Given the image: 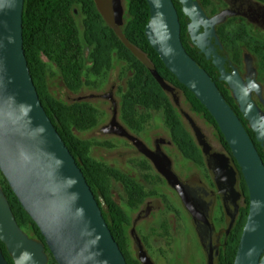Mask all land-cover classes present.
<instances>
[{"label":"water","instance_id":"1","mask_svg":"<svg viewBox=\"0 0 264 264\" xmlns=\"http://www.w3.org/2000/svg\"><path fill=\"white\" fill-rule=\"evenodd\" d=\"M25 0H0V171L24 210L39 227L58 264H127L103 216L102 207L39 98L24 50L23 11ZM189 18L191 40L205 60L213 64L226 83L257 140L264 145L262 87L251 60L246 63L247 80L233 68L227 70L223 47L216 32L228 12L208 18L195 0H179ZM150 20L146 36L168 70L188 88L216 120L220 132L237 161L249 191V212L234 264H264V162L242 121L221 94L217 84L186 51L181 24L173 0H147ZM215 42L212 44V42ZM167 94L176 99V89L165 83L154 67L135 50ZM110 131L129 139L157 164V157L136 136L119 127L115 116ZM199 144L205 138L198 133ZM178 191L187 209L201 222L204 218L191 202L180 180L160 169ZM236 201L235 179L227 182ZM232 211V210H231ZM228 212L229 230L234 213ZM234 211V210H233ZM207 254H217L205 231ZM0 240L14 264H49L42 242L30 238L18 225L0 186ZM141 264H153L135 239ZM0 264H9L0 248ZM210 264H217L216 255Z\"/></svg>","mask_w":264,"mask_h":264},{"label":"trees","instance_id":"2","mask_svg":"<svg viewBox=\"0 0 264 264\" xmlns=\"http://www.w3.org/2000/svg\"><path fill=\"white\" fill-rule=\"evenodd\" d=\"M173 2L178 11L181 39L187 53L215 81L221 94L242 121L264 162V145L257 140L251 124L244 118L229 86L220 80L216 67L205 60L192 42L188 30L190 20L183 13L180 1ZM127 14L129 20L120 35L107 24L96 0H25L23 38L30 74L47 115L76 159L99 201L103 216L127 264H141L131 251L128 226L131 213L138 209L151 193L129 175L92 156L94 142L81 139L78 133L97 127L102 114L91 103L69 104L55 97L48 84L50 68L54 66L57 69L68 91L78 93L84 87L95 86L98 81L105 80L116 64L123 65L128 74L127 87L121 95L119 105L123 124L130 132L140 134L151 119L149 112L161 111L171 141L181 156L202 165L201 148L186 127L171 97L136 54V50L147 59L165 83L182 93L191 111L216 130L219 142L230 154L231 150L211 113L195 94L168 70L148 41L146 27L150 20V7L147 0H128ZM257 45L264 49L263 42ZM260 51L262 49L258 50V54ZM233 55V63L241 68L243 66L241 50L234 46ZM114 182L120 183L124 189L125 198L121 201L116 197ZM0 186L20 228L30 238L45 245L49 264H58L39 227L24 210L1 171ZM241 189L247 206L241 210L232 233L230 243L233 245V254H236L249 212V191L243 176ZM0 248L8 263L14 264L1 240Z\"/></svg>","mask_w":264,"mask_h":264},{"label":"rangeland","instance_id":"3","mask_svg":"<svg viewBox=\"0 0 264 264\" xmlns=\"http://www.w3.org/2000/svg\"><path fill=\"white\" fill-rule=\"evenodd\" d=\"M96 2L107 24L121 35L124 26L129 20L127 14L128 0H96ZM77 18L80 21V17L78 16ZM260 49L262 51L258 54V50ZM246 50L254 56L255 65L261 77L260 84L264 88V49L253 42H249ZM50 69L48 84L51 93L55 97L69 104L76 102L91 103L102 114L97 127L86 132L78 133L81 139L94 142L92 156L129 175L141 183L148 192H159L158 186L161 185L162 189L172 195L173 205L177 208H182L183 205L180 197L176 192L171 190L170 186L164 185L163 179L157 172L153 162L141 153L131 141L110 131V125L115 116H117L119 127L129 131L120 119L119 107L121 95L127 87L128 74L124 66L116 64L105 80L98 81L95 86L84 87L78 93L68 91L57 69L54 66ZM177 92L176 99L172 94H169V96L197 143L199 144V133L203 135L206 142L214 146L219 145L216 130L202 117L193 113L182 93ZM149 114L151 115V119L146 125L145 130L140 134L131 133L140 139L151 151L155 150L156 143L161 140L166 141L167 143L165 145H161L163 151L173 160V168L176 174L184 177L188 166H191L192 172H198L197 168L184 159L176 147L173 146L163 113L161 111H152ZM201 171L203 172V170ZM113 186L118 200L121 201L124 199L125 192L122 185L114 182ZM147 206L140 208L136 213H132L131 218L138 222V228L142 230L144 228L148 229L147 232H144L145 234L150 235V237L153 236L152 252L154 254H166L168 258H171L173 254L180 251L179 253L190 257V261L187 264H204L205 252L201 248L200 241L192 229L193 226L188 214L182 213V217L189 220L184 223L185 221L182 220V217L176 216L174 212L165 210V212L159 214L158 210L160 208H158V204L155 202H151ZM179 240L180 244H175ZM133 244L134 242L131 238V251L135 254ZM160 259H162L160 261L161 264L167 263L163 258ZM183 263L182 261H177L174 264Z\"/></svg>","mask_w":264,"mask_h":264},{"label":"flooded vegetation","instance_id":"4","mask_svg":"<svg viewBox=\"0 0 264 264\" xmlns=\"http://www.w3.org/2000/svg\"><path fill=\"white\" fill-rule=\"evenodd\" d=\"M195 1L201 5L208 18H212L222 12H228L226 20L216 27L217 35L223 47L224 57L227 61V70L229 71L235 68L241 77H243L244 80H247L246 63L248 60H251L257 71V82L260 84L261 77L259 70L256 68L254 56L246 50V46H248L249 42H253L256 45L259 42L264 43V2L262 0ZM214 43L215 42L213 41L212 44ZM234 46L241 50L243 63L241 68H238L233 63ZM261 87L263 93V85H261ZM253 98L257 102L259 108L264 111V105L260 102L255 92L253 93ZM127 132L132 134L130 131ZM166 143V141L161 140L156 143L154 151L150 150L157 157V164L149 157L148 158L153 162L157 172L163 179L164 185L170 186L171 190L178 194L183 206L182 208L174 206L172 203V195L162 189L160 185L158 186L160 191L156 193L150 192L151 195L132 213H136L140 208L149 205L151 202L158 204V208H160V210H158L159 214H162L165 210H167L169 212H174V214L178 217H182V213H186L190 217L189 219L193 226L192 229L196 233L200 241L201 248L205 252L204 264H210V257L213 255H216L217 264H234L237 254H233V245L230 243V240H232V233L235 229L241 210L247 206L241 189V178L243 175L237 161L233 157L232 153L230 154L220 142V144L216 146L208 142H205V146H201L197 143L203 154V164L201 165L187 160L192 166L197 168L198 172H192L191 166H188L186 168L185 176L182 177L176 174L173 168V160L163 151L161 144L165 145ZM173 146L175 147L174 144ZM161 168L171 171L177 176L193 205L198 209L204 218L209 217L210 222H201L193 217L191 212L185 206L178 191L169 183L160 171ZM201 170H203V172ZM231 178L235 179L236 201L233 200V196L231 195L226 183ZM230 211L232 214L234 213V221L229 230L227 214ZM153 216L155 217L154 213ZM182 220L186 223L188 219H184L182 217ZM147 230L148 229L145 228L143 230L138 228V222L132 220L131 218L128 226L130 243L132 238L134 242L133 246L135 247V239H138L140 247H142V249L147 253V256L153 264H161L160 261L162 259L160 258L166 260V264H174L177 261H182L184 262L183 264H187V262L190 261V257L185 256L183 253H179L180 251L173 254L171 258H168L166 254H154L152 252V241L154 239L153 236L150 237V235L144 233L147 232ZM206 230H208L209 237L211 239L210 245L213 246L214 250L217 252V254H211V256L210 254H207L206 251ZM156 235L160 236L159 234ZM178 243L180 244V240L175 242V244ZM135 257H137V254Z\"/></svg>","mask_w":264,"mask_h":264}]
</instances>
